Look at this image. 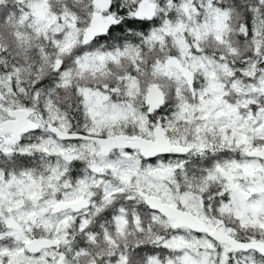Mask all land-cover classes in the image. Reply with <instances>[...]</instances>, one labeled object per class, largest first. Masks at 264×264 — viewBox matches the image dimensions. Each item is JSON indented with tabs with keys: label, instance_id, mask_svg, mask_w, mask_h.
Returning a JSON list of instances; mask_svg holds the SVG:
<instances>
[{
	"label": "snow or ice",
	"instance_id": "snow-or-ice-1",
	"mask_svg": "<svg viewBox=\"0 0 264 264\" xmlns=\"http://www.w3.org/2000/svg\"><path fill=\"white\" fill-rule=\"evenodd\" d=\"M0 264H264V0H0Z\"/></svg>",
	"mask_w": 264,
	"mask_h": 264
}]
</instances>
